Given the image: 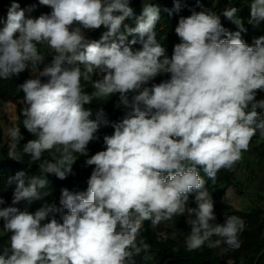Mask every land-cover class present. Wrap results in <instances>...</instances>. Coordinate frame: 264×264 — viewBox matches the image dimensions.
<instances>
[{
    "label": "clouds",
    "instance_id": "9594fccd",
    "mask_svg": "<svg viewBox=\"0 0 264 264\" xmlns=\"http://www.w3.org/2000/svg\"><path fill=\"white\" fill-rule=\"evenodd\" d=\"M39 2L52 12L33 19L14 2L0 29L2 79L42 62L38 45L54 50L51 63L32 71L35 77L20 85L23 124L36 137L24 144L23 152L42 160L43 175L26 182L21 171L11 178L16 182L12 206L0 208V219L12 235L10 246L0 250V264H129L134 254L150 247L138 239L145 221L156 226L185 214L191 225L189 251L206 242L210 248L226 244L238 249L245 221L229 215L216 223L199 169L215 179L219 170L241 160L257 130L264 137V99H256L257 91H264V36L252 46L245 43L241 32L246 29L234 7L223 15L240 27L236 32L223 27L214 12L193 11L179 19L175 31L181 42L169 58L157 39L161 17L153 3H144L142 14L135 16L130 0ZM251 16L256 24L264 21V0H253ZM129 18L135 27L125 24ZM101 25L108 31L99 41L85 38L82 29ZM135 35L142 45L137 50L130 46L138 42ZM129 36L134 38L129 41ZM94 69L103 77L88 93L81 80ZM161 73L170 78L146 86ZM117 93V107L123 105L126 115L112 124L113 134L104 136L105 150L86 160L95 166L87 190L62 189V208L44 203L32 213L27 206H15L44 200L47 174L65 179L72 173L73 153L86 154L101 127L85 105ZM8 134L9 157L20 160V128H10ZM45 152L51 159H42ZM191 194L196 207H189ZM63 209L68 212L62 223L53 218L42 224Z\"/></svg>",
    "mask_w": 264,
    "mask_h": 264
},
{
    "label": "trees",
    "instance_id": "16d2710c",
    "mask_svg": "<svg viewBox=\"0 0 264 264\" xmlns=\"http://www.w3.org/2000/svg\"><path fill=\"white\" fill-rule=\"evenodd\" d=\"M28 0H0V18L4 17L5 14H8V10L11 5L19 3L22 9L25 8ZM225 0H220L222 5ZM229 8H236L237 18L241 21L243 28L246 31L241 32V38L245 43H248L250 32L252 30L253 23L252 21H247L245 18L246 12L251 11L248 0H229ZM144 3H153L157 5L160 9V20L156 25L155 31L157 32L158 41L166 48V53L169 58L173 54L174 46L181 42L180 37L175 31L176 26L178 25L179 19L181 17H188L192 14L193 11L200 12L211 6V0H130V7L133 8L134 15L139 16L142 14ZM177 5L179 9L177 10ZM40 6V15L50 14L52 8L48 5L40 4L39 0H34L33 7L29 13L34 11V7ZM228 8V9H229ZM119 14V13H118ZM133 19V18H129ZM135 20V19H134ZM259 24L264 25V21ZM223 27L228 29L231 32L240 31V27L235 24L232 20L224 16L222 23ZM5 22H0V29H3ZM135 27V24L133 25ZM108 31L106 26L102 28L95 29L93 34V40L99 41L102 35ZM134 37L130 36L128 38L131 41ZM137 43L130 45L133 50L142 48V45L139 43L138 35H135ZM52 55L49 59L51 63L53 59ZM83 70V66H82ZM103 73L94 69L91 73H88V79L81 80V86L84 91L91 93L95 91L94 83L102 79ZM34 78L27 76L25 73L21 72L17 76H12L8 79L0 78V94L5 97H9L12 102L18 103V112H17V121L16 127L20 128L21 136L23 137L19 141V145L16 149L17 154L21 157L20 160H14L9 157L10 146H6L3 142V130L0 126V198H3L5 203L0 205L2 207L12 206L13 193L16 187V182L11 178L16 175V173L23 171L25 173L26 182L32 177L43 175L40 164V161H33L31 156L23 152L24 144L28 141L35 139L33 133L28 131L24 127L23 121L24 116L22 114L24 104L25 93L20 88L27 79ZM170 78L169 73H161L157 75L153 81H150L148 85L151 86L153 83H160L166 79ZM42 82H47L46 80L41 79ZM113 98L109 100L107 97H101L94 99L90 104L85 105L86 108L91 109L92 116L91 119H99L101 126L111 127L113 123L120 122L124 119L126 115V109L123 105L117 107L119 103V94H113ZM21 100V102H18ZM115 100L117 105L115 104ZM103 110V115L97 117V112ZM108 121V124L105 125L103 122ZM258 131V130H257ZM89 150L92 155L101 151L98 146L89 145ZM74 155V154H73ZM42 159H51V154L45 152ZM72 173L68 174L65 179H60L55 174H47L48 184L46 186V191L49 193L44 200L34 201L30 205L26 202H21L18 205L21 210L26 206L28 210L32 213L37 211L44 203H54L57 208H62L60 205V198L62 189L67 188L72 192H82L86 191L88 184L87 181L91 176V173L94 169V166H89L86 162H82L76 159L75 163L72 166ZM223 173V179L227 185H232V173H226L224 169H221ZM200 175L206 181V188L209 193L215 187V179L209 178L204 172L203 169H199ZM226 187L221 188L215 195L212 196L214 204V210L221 212L223 215H236L242 216L243 214L235 210L232 206L226 205L221 201ZM195 194H191L189 197V207H194L195 204ZM68 210L63 209L55 213H51L43 223L50 222L51 219L55 218L58 222H63V216L67 214ZM222 222V218H218L216 223ZM0 226L4 229V221L0 219ZM169 236H163L157 232V225L153 226L150 221H145L141 228V236L138 239H143L150 247L148 250H142L139 254H134L129 264H218L214 259L215 248H210L207 245V242L204 246L199 249L189 251L186 247V241L180 237L179 234L173 230H168ZM11 232L5 231L4 235H0V250L5 247H9L8 239ZM246 238L250 239V234H244ZM258 256L257 264H264V239L261 240L259 246L256 248L255 256ZM224 264V263H221Z\"/></svg>",
    "mask_w": 264,
    "mask_h": 264
},
{
    "label": "rangeland",
    "instance_id": "374dc122",
    "mask_svg": "<svg viewBox=\"0 0 264 264\" xmlns=\"http://www.w3.org/2000/svg\"><path fill=\"white\" fill-rule=\"evenodd\" d=\"M34 0H28L25 6L26 17L39 18L40 6L34 7V11L28 12L29 8L33 7ZM220 0H211V6L202 11L214 12L221 19L223 23L224 15L223 13L230 6L229 0L221 5ZM251 5L253 0H248ZM52 10L50 11V13ZM245 18L247 21L254 22L251 11H247ZM7 14L0 18V22H6ZM125 24L133 27L135 24L134 19H126ZM103 25L100 26L102 28ZM85 38L89 41H93V34L95 29H82ZM264 36V25L253 23L252 30L249 36V46L254 45V41ZM130 38V36L128 37ZM38 50L40 54L44 57L42 62L37 63L35 66L32 64L28 65L29 69L22 71L27 76H32L33 72H38L43 69V67L50 64L49 59L54 55V50L51 49L47 44L38 45ZM82 67V66H81ZM38 75V73H37ZM41 79L47 81V77H41ZM9 97H5L0 94V126L3 130V142L6 146H10L12 141L8 134V129L16 127L18 103L12 102ZM111 100L113 97H107ZM257 100L264 99V91H257ZM18 102H21L19 100ZM115 104L117 102L115 100ZM24 108V107H23ZM114 133V128L111 126H101L96 135L98 139L92 140L87 145L88 152L84 155L80 153H73L74 156L82 161L86 160L92 156L89 145L98 146L101 151L105 150L106 146L104 144V136L111 135ZM51 154V153H50ZM94 166V165H92ZM95 167V166H94ZM226 173H232V185H227L223 179V173L221 170L218 171L215 177V187L212 190L210 196L215 195L221 188L226 187L224 195L220 202L232 206L235 210L241 212L243 215L241 217L245 221V228L240 233V247L238 249H229L226 244H222L220 247H215V252L213 254L215 262L218 264H253L257 258L256 248L259 246L262 239H264V137L261 136L259 130L256 135H254L250 141L249 148L247 151L242 152V158L238 161L232 168L224 169ZM214 204H216L214 202ZM196 207V205L194 206ZM216 220L222 218V223H224L228 215H223L221 212L215 211ZM187 214L179 216H174L171 220L161 221L157 225V232L163 236H169L168 230H173L180 235L185 241L190 234L191 225L187 223ZM250 234L251 238H246L244 234ZM5 230L0 226V235H4ZM8 239V244L10 245V236ZM213 240L218 239V237H213ZM227 249V250H226ZM262 264V262L260 263Z\"/></svg>",
    "mask_w": 264,
    "mask_h": 264
},
{
    "label": "water",
    "instance_id": "95a60500",
    "mask_svg": "<svg viewBox=\"0 0 264 264\" xmlns=\"http://www.w3.org/2000/svg\"><path fill=\"white\" fill-rule=\"evenodd\" d=\"M257 260H258V256H257V258L255 259V261H254L253 264H257Z\"/></svg>",
    "mask_w": 264,
    "mask_h": 264
}]
</instances>
